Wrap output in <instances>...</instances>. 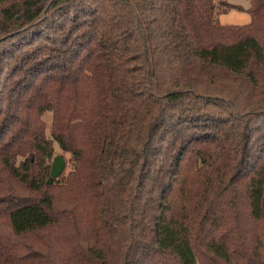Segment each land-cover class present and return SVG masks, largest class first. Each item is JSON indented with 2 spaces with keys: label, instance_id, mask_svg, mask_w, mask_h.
<instances>
[{
  "label": "trees",
  "instance_id": "16d2710c",
  "mask_svg": "<svg viewBox=\"0 0 264 264\" xmlns=\"http://www.w3.org/2000/svg\"><path fill=\"white\" fill-rule=\"evenodd\" d=\"M216 7L0 0V264H264V0Z\"/></svg>",
  "mask_w": 264,
  "mask_h": 264
},
{
  "label": "rangeland",
  "instance_id": "374dc122",
  "mask_svg": "<svg viewBox=\"0 0 264 264\" xmlns=\"http://www.w3.org/2000/svg\"><path fill=\"white\" fill-rule=\"evenodd\" d=\"M219 1L220 0H216V18L221 24H246L250 21L251 18L248 12V8L250 7V0H225L231 4L239 5L242 9H223L219 6ZM43 119L47 122V124H49L51 113H44ZM48 131L49 130H47V132ZM56 155H62L65 158V167L62 173L64 175L67 174V172L72 168V162L69 160V154L67 152L61 151V149L55 144L54 156ZM58 177L60 178L61 174Z\"/></svg>",
  "mask_w": 264,
  "mask_h": 264
},
{
  "label": "water",
  "instance_id": "95a60500",
  "mask_svg": "<svg viewBox=\"0 0 264 264\" xmlns=\"http://www.w3.org/2000/svg\"><path fill=\"white\" fill-rule=\"evenodd\" d=\"M65 159L62 155L54 156L52 160V166L50 170V175L52 178L58 177L64 170Z\"/></svg>",
  "mask_w": 264,
  "mask_h": 264
}]
</instances>
